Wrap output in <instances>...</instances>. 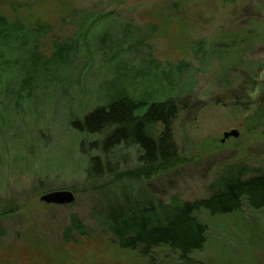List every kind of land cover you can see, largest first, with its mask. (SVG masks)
<instances>
[{
	"label": "rangeland",
	"instance_id": "1",
	"mask_svg": "<svg viewBox=\"0 0 264 264\" xmlns=\"http://www.w3.org/2000/svg\"><path fill=\"white\" fill-rule=\"evenodd\" d=\"M71 6L111 15L80 29L70 18L58 21ZM0 16L21 19L28 27L54 17L51 31L40 38L42 54L51 53L52 38L75 43L64 58L66 69L54 77L57 87L42 81L30 90L16 80L7 95L0 94V198L11 199L17 209L0 221L5 230L0 264H264V214L245 205L228 214L199 210L205 242L184 262L166 246L149 255L118 247L93 224L90 211L97 201L88 192L73 193L71 203L53 204L40 201L33 190L36 179L45 176H55L51 186L57 190L81 178L87 157L78 148L72 116L81 117L104 95L121 90L137 97L150 88L162 95L164 88L185 102L172 129L183 162L146 181L156 196L205 197L209 178L231 161L264 170V0H0ZM244 29L257 39L246 42ZM232 39L245 64L261 66L240 82L248 89L239 94L238 106L219 77L232 81L240 73L218 77L217 53L211 51L216 45L226 48ZM224 50L218 55L233 60V52ZM18 89L25 95L21 101L14 97ZM260 107L259 124L249 122ZM231 129L237 136L222 141ZM71 214L85 235L63 241Z\"/></svg>",
	"mask_w": 264,
	"mask_h": 264
},
{
	"label": "trees",
	"instance_id": "2",
	"mask_svg": "<svg viewBox=\"0 0 264 264\" xmlns=\"http://www.w3.org/2000/svg\"><path fill=\"white\" fill-rule=\"evenodd\" d=\"M66 9L63 8L61 13V16L67 14L66 18L58 21L65 22L70 18L80 29L86 25L89 29L92 20L111 15L89 14L72 6L65 13ZM73 17H76L75 21ZM54 19H37L28 27L21 19L0 16V94L7 95L11 82L17 85L18 81L19 86L26 85L30 90L42 81L50 87H57L54 77L58 78L59 71L66 69L64 58L75 43L69 39L62 42L52 38L51 53H40V38L51 31L49 22ZM243 31L246 42L257 39L251 34L253 30ZM233 41L226 48L216 45L211 51L217 53L218 77L231 70L240 73L232 81L219 77L222 86L229 95H233V104L238 106L239 94L248 89L240 82H245L246 74L259 71L261 66L245 64L238 44H233ZM221 49L229 55L233 52L234 59L224 60L218 55ZM206 56L204 58L209 59ZM201 62L204 61L201 59ZM47 71H52L48 81L43 80ZM253 86L249 91H253ZM20 90L14 92L18 101L25 96ZM113 93L104 95V101L81 117L72 116L71 126L80 135L78 148L87 159L81 178L63 188L76 194L88 192L94 196L97 206L90 211L92 222L118 247L140 248L142 254L149 255L154 248L166 246L180 260L188 262L189 254L200 250L205 242L206 228L196 216L199 210L228 214L245 205L264 214V170L242 161L228 162L215 171L206 183L208 195L205 197L181 200L176 193H171L166 199L156 196L145 185L146 181L177 169L183 162L172 129L179 108L185 102L177 101L176 94H166L164 88L160 92L162 95H155L151 88L137 97L123 90ZM261 114V107L257 108L247 120L258 125ZM91 136L92 140L88 141ZM54 180L55 176L36 179L33 190L40 195L57 189L51 186ZM15 210L11 199L0 198V221L12 216ZM4 231L0 222V236ZM83 235V225L76 215L71 214L61 240L70 241Z\"/></svg>",
	"mask_w": 264,
	"mask_h": 264
},
{
	"label": "water",
	"instance_id": "3",
	"mask_svg": "<svg viewBox=\"0 0 264 264\" xmlns=\"http://www.w3.org/2000/svg\"><path fill=\"white\" fill-rule=\"evenodd\" d=\"M237 131L235 129H231L229 131H225L223 132V137H222V141L224 137H228V136H232L235 137L237 136ZM40 201L44 202V203H53V204H68L71 203L74 200V194L72 191L63 189V190H50L44 193H41L39 195L38 198Z\"/></svg>",
	"mask_w": 264,
	"mask_h": 264
}]
</instances>
